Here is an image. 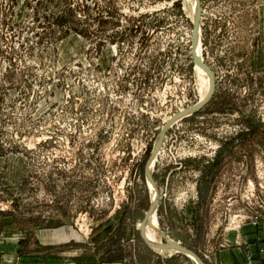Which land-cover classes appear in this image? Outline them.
I'll return each instance as SVG.
<instances>
[{
    "label": "rangeland",
    "instance_id": "374dc122",
    "mask_svg": "<svg viewBox=\"0 0 264 264\" xmlns=\"http://www.w3.org/2000/svg\"><path fill=\"white\" fill-rule=\"evenodd\" d=\"M191 7L0 0V264H193L137 231L160 127L205 94ZM200 7L215 90L161 139L157 227L205 264L254 240L264 260V0Z\"/></svg>",
    "mask_w": 264,
    "mask_h": 264
},
{
    "label": "water",
    "instance_id": "95a60500",
    "mask_svg": "<svg viewBox=\"0 0 264 264\" xmlns=\"http://www.w3.org/2000/svg\"><path fill=\"white\" fill-rule=\"evenodd\" d=\"M193 3H194V12H193L192 19L190 22L191 25H190V35H189V55H190L191 61L194 62L197 66H199L203 71L206 72L208 76L209 85H208V90L205 96L200 102L187 105L183 107L182 109L178 110L177 112L173 113L165 121V123L160 127L158 135L151 146V149L149 151V154L144 164L145 178L151 183L154 189V192L156 194H157V188L152 178L151 170L149 169V162L151 161V159L157 152L159 144L161 142V139L164 135L166 128L173 122L175 118L179 119L185 115H188L202 108L211 99L214 93V90H215V77H214L213 71L196 52V44H197V40L199 37V30H200V0H193ZM156 194L154 197L150 199L149 205L146 211L144 212L142 219L139 221V225L137 227L138 236L141 239V241L146 246L156 249L160 254H163L165 251H169V252L178 253V254L185 256L193 264H205L203 259L197 253L187 248L186 246L180 244L179 241L173 236H170V234L167 231L161 230L158 227H153V230L160 236L159 239L150 238L146 234L144 230V226L146 223L148 224V219H149L151 210L155 209L156 202H157Z\"/></svg>",
    "mask_w": 264,
    "mask_h": 264
},
{
    "label": "crops",
    "instance_id": "0c3cea01",
    "mask_svg": "<svg viewBox=\"0 0 264 264\" xmlns=\"http://www.w3.org/2000/svg\"><path fill=\"white\" fill-rule=\"evenodd\" d=\"M251 230V228L248 229V232ZM247 237V239L250 241L252 236L248 235ZM251 240H253V238ZM252 243L253 244L247 243L238 247L227 246L215 250L212 249L210 251L209 258L206 260V264H264V260L262 259L263 256H261V254L256 255L258 243H256L255 240L252 241ZM148 248L157 253L161 258L169 256L168 251L160 254L152 248Z\"/></svg>",
    "mask_w": 264,
    "mask_h": 264
},
{
    "label": "bare ground",
    "instance_id": "6f19581e",
    "mask_svg": "<svg viewBox=\"0 0 264 264\" xmlns=\"http://www.w3.org/2000/svg\"><path fill=\"white\" fill-rule=\"evenodd\" d=\"M190 5L192 6L191 7V10H192V15H193V12H194V3H193V0H190ZM196 52L197 54L202 58V56L200 55V33H199V37H198V40H197V44H196ZM203 60V58H202ZM194 67L195 69L198 71V75H199V78L202 82V84L204 85L205 87V94L208 90V85H209V82H208V76L206 74L205 71H203L199 66H197L195 63H194ZM205 94L203 95V97L205 96ZM203 97L195 102V103H198L200 102ZM169 118V116L167 118H165L164 120H167ZM177 119L175 118L173 121H176ZM158 152V150H157ZM157 152L155 153V155L153 156V158L151 159V161L149 162V169L152 170V166L154 164V160L156 158V154ZM147 184H148V187H149V191H150V199L152 197L155 196V192H154V189L151 185V183L147 180ZM158 194V193H157ZM156 194V195H157ZM155 209H152L151 212H150V215H149V219H148V224L146 223L145 226H144V230L146 232V234L150 237V238H154V239H157L156 238V232L153 230V227H157L158 223L156 222V217H155ZM139 225V223L137 224ZM158 235V234H157Z\"/></svg>",
    "mask_w": 264,
    "mask_h": 264
},
{
    "label": "built area",
    "instance_id": "2783aa9c",
    "mask_svg": "<svg viewBox=\"0 0 264 264\" xmlns=\"http://www.w3.org/2000/svg\"><path fill=\"white\" fill-rule=\"evenodd\" d=\"M200 14H201V7H200ZM200 18H201V15H200ZM263 225H264V223H263ZM263 227V229H264V226H262Z\"/></svg>",
    "mask_w": 264,
    "mask_h": 264
}]
</instances>
